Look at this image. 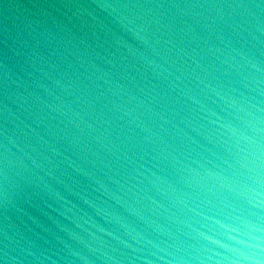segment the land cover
Masks as SVG:
<instances>
[{"label":"water","instance_id":"95a60500","mask_svg":"<svg viewBox=\"0 0 264 264\" xmlns=\"http://www.w3.org/2000/svg\"><path fill=\"white\" fill-rule=\"evenodd\" d=\"M0 264H264V0H0Z\"/></svg>","mask_w":264,"mask_h":264}]
</instances>
